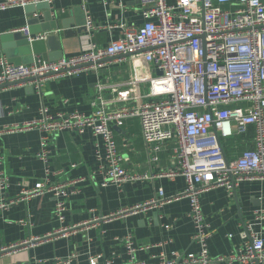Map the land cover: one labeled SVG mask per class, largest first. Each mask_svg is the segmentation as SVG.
Instances as JSON below:
<instances>
[{
	"label": "crops",
	"instance_id": "1",
	"mask_svg": "<svg viewBox=\"0 0 264 264\" xmlns=\"http://www.w3.org/2000/svg\"><path fill=\"white\" fill-rule=\"evenodd\" d=\"M175 1L167 0L168 4ZM50 10L51 19H46V9H36L30 16L26 7L0 12V63L7 58L5 52L10 47H19L20 40L14 35L20 33L23 38L28 37L17 32L25 27L29 28V33L31 29L34 31L35 34L30 33L31 39H53L55 46L60 44L62 58H72L82 54L86 38L99 48H106L123 38L128 29L145 23L138 0H57ZM84 16L91 19L92 25L86 32L76 34L75 25ZM63 21L72 22L69 29L63 27ZM50 50L47 45V52ZM38 59L43 58L34 56V61ZM157 74L143 58L116 57L106 60L95 70L50 80L41 92L28 83L8 87L0 91V129L39 119L42 108L51 115L74 112L91 115L100 95L107 111L152 102L157 98L150 95L149 80ZM98 86L103 87L102 93ZM114 88L119 92H113ZM119 93H126L130 99L118 100ZM112 128L126 171L140 177L150 175V178L131 181L122 187H103L102 164L96 158V151L99 148L104 153V146L91 131L80 135L66 130L56 135L47 148L48 165L38 157L42 150L40 132L34 130L0 137V153L4 158L0 169L10 183L5 195L0 192V199H17L23 190L40 182H74L69 187L63 223L54 215L55 199L51 194L31 198L0 212V264H67L66 261L91 264V259L96 260L93 264H107L108 261L123 264L127 261V252L121 239L127 235H131L137 245L152 246L138 254V259L146 264H160L157 257L161 253L170 256L174 252L199 251V246L192 241L195 228L187 198L125 218L102 220L153 199L159 188L167 197L181 195L187 190L182 177L175 180L155 178L160 171L173 166L171 144L162 147L158 161L154 162V151L142 138L138 118H128L122 127ZM233 131V136L221 138L229 161L256 147L254 126L244 135L237 134L235 126ZM201 204L212 233L208 248L214 259L235 254L244 247L240 237L244 223H251L264 240V221H256L254 216L257 211L264 210V180L246 181L232 195L225 187L215 188L201 196ZM74 225L79 227L70 235H55L60 229ZM35 239L42 240L34 242ZM100 255L102 258H97Z\"/></svg>",
	"mask_w": 264,
	"mask_h": 264
},
{
	"label": "built area",
	"instance_id": "2",
	"mask_svg": "<svg viewBox=\"0 0 264 264\" xmlns=\"http://www.w3.org/2000/svg\"><path fill=\"white\" fill-rule=\"evenodd\" d=\"M56 1L3 0L0 12L31 5L51 6ZM138 1L145 23L128 29L123 38L106 48H99L86 38L82 54L76 57L57 61L38 59L29 65H15L7 58L2 59L0 91L28 83L41 92L50 80L95 70L106 60L143 58L158 73L149 80L150 95L156 100L107 111L100 95L91 115L79 112L51 115L42 108L39 119L2 127L0 137L34 130L40 132L42 150L38 157L48 165L47 148L56 135L66 130L80 135L91 131L104 146V153L99 148L96 151V158L102 164V186L122 187L131 181L150 178V175L140 177L126 171L112 128L122 127L126 119L136 117L145 144L154 151V162L158 161L162 147L167 144L173 147V166L160 171L155 178L175 180L182 177L187 190L181 195L167 197L159 188L153 199L102 220L125 218L187 198L195 228L192 241L200 249L197 253L174 252L170 256L161 253L157 257L160 264H264V240L251 223L242 225V249L226 257H211L208 240L212 233L201 204V196L215 188L225 187L232 195L246 181L264 180V0H176L173 4H168L167 0ZM91 25L87 17V30ZM17 32L31 39L28 27ZM98 90L102 93L103 87L98 86ZM112 91L119 92L117 88ZM117 99L128 101L130 97L119 93ZM233 126L239 135L254 126L256 147L226 161L217 136L220 140L233 136ZM3 160L0 153V168ZM9 184L8 177L0 169L2 195L7 193ZM72 185L74 182H40L23 190L17 199L1 198L0 212L31 198L51 194L55 199L54 215L63 223ZM254 216L256 221H264V210L257 211ZM78 227L62 228L55 235H70ZM121 241L127 252V261L123 264H146L138 259V254L150 250L151 245H137L131 235ZM95 261L91 259L90 262Z\"/></svg>",
	"mask_w": 264,
	"mask_h": 264
},
{
	"label": "water",
	"instance_id": "3",
	"mask_svg": "<svg viewBox=\"0 0 264 264\" xmlns=\"http://www.w3.org/2000/svg\"><path fill=\"white\" fill-rule=\"evenodd\" d=\"M36 9H46V19H51L52 18V12L50 10V6L47 4H40V5H31L26 7V11L27 14L30 16L33 13L36 12ZM51 16V18H50ZM85 16L82 19V21H77V25H75V27H77V32L76 34H82L83 32L87 31L86 28V20H85ZM63 27L65 29H69L70 25L72 24V22L70 21H63ZM31 35L35 34L34 31L31 29ZM66 35L68 36L69 33H66ZM23 35L18 33L16 35H14L13 37L16 38L19 43V47L18 48H9L5 54L7 55V58L9 59L8 61L10 63H13L15 65H21V64H32L34 62V56H42L43 60L45 61H57L60 60L62 58V53L60 51V44L57 43L55 46V41H52L53 39H49V40H32L29 37H22ZM7 41L10 38H6ZM47 45H49V47H51L50 53L47 52ZM33 90V88H32ZM218 139V143H219V148L223 154V156L225 157L226 161V155L224 153L223 147H222V143L220 138L217 136Z\"/></svg>",
	"mask_w": 264,
	"mask_h": 264
}]
</instances>
